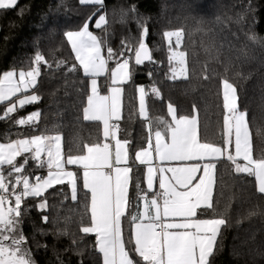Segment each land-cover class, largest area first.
<instances>
[{"label": "snow or ice", "instance_id": "snow-or-ice-1", "mask_svg": "<svg viewBox=\"0 0 264 264\" xmlns=\"http://www.w3.org/2000/svg\"><path fill=\"white\" fill-rule=\"evenodd\" d=\"M18 2L0 0V10L16 9ZM78 2L81 6H97V10L78 30L63 33L70 46L71 63L55 57L53 62L55 70L66 79L69 74H82L86 90L82 120L102 125V139L77 143L73 154L71 147L65 151L61 132L39 129L40 110L18 115L41 100L42 78L53 70V62L38 48L27 70L12 69L0 75V123L26 126L32 133L0 139V264H37L22 228L23 217L32 207L26 201L38 199L35 207L46 210L49 205L45 193L57 185L69 186L71 201L83 202L88 223L84 224L82 217L79 231L94 236L97 264H213L229 223L218 211L219 201L214 196L221 161L230 162L235 175L254 178L255 191L264 199V152L254 154V134L248 109L242 107L239 85L252 74H244L242 64L236 63L239 57L233 60L224 55L223 45H216L212 28L198 27L197 32L209 37L207 45L201 41L203 51L223 67L221 73L206 62L202 77L219 79L217 108L223 113L219 142L207 138L208 124H201L195 104L192 114H185L167 101L166 115L151 116L148 97L164 100L161 87L152 79L147 87H136L137 115L147 135L146 146L132 155L131 134L120 123L124 118L125 85L132 80L135 66L158 63L146 42V20L133 16L140 30L139 39L135 43L122 40L117 50L108 42L106 14L96 18L105 0ZM24 11L20 8L18 15L23 16ZM246 11H252L251 0ZM128 12L136 13V6L132 5L124 16ZM93 20L94 28L102 35L90 30ZM244 20L245 16L239 14L236 22ZM203 23L202 19L197 21L198 25ZM162 35L168 49L164 78L188 81V51L181 50L185 30H166ZM247 35L253 43L264 46V37L254 32ZM148 76L152 78L153 69L148 70ZM255 136L264 138V128L257 126ZM35 170L45 174L34 175ZM141 174L146 187L142 186ZM256 214L250 211L248 215ZM42 219L48 222L47 215Z\"/></svg>", "mask_w": 264, "mask_h": 264}, {"label": "trees", "instance_id": "trees-1", "mask_svg": "<svg viewBox=\"0 0 264 264\" xmlns=\"http://www.w3.org/2000/svg\"><path fill=\"white\" fill-rule=\"evenodd\" d=\"M252 11H246L248 0H105L104 9L108 21V42L119 49L122 40L135 43L140 30L133 16L146 20L149 34L146 42L153 50L158 62L135 66L132 80L125 85L123 99V119L121 128L126 129L132 140L131 154L146 146L145 126L138 118V85L148 86L152 79L161 87L164 100L156 101L148 97L150 115H166V102L171 101L185 114H192V106L199 110L201 124H208L207 138L219 142L217 135L222 125V110L217 108L219 79L204 80L203 66L207 62L210 68L221 73V64L210 60L201 47L209 43V37L197 32L198 27L212 28L216 45H223L224 55L231 56L238 65L242 64L245 75L252 74L248 80H240L242 107H246L253 131L254 154L264 152V138L255 136L257 126L264 128V46L253 43L247 34L256 33L264 37V0H251ZM136 6V13L124 12ZM24 8L23 16L18 15ZM97 6H81L78 0H19L16 9L0 10V75L15 69L27 70L29 60L35 51H41L53 62L56 59L72 61L70 46L63 33L78 30L84 20ZM239 14L245 20L237 23ZM220 20L217 22L216 18ZM95 19V18H94ZM203 20L201 25L198 20ZM183 28L185 39L183 49L188 51L190 79L188 81H168L164 73L168 70V49L163 39L164 31ZM90 30L102 35L100 30L90 24ZM224 59V56H221ZM153 69L150 79L148 70ZM231 75V73L229 74ZM83 79L69 74L67 79L61 71L53 70L42 78L39 87L41 100L26 106L18 115H26L40 110L39 129L47 127L59 131L64 137L65 151L69 147L76 153L77 143H93L102 139V126L82 120V108L86 105V90ZM103 78H101V81ZM131 116V119L129 117ZM11 129V131H6ZM31 135L26 126L12 127L11 122L0 123V139L7 135L16 139L18 135ZM122 137L124 133L122 132ZM141 173H143V167ZM39 175L43 171H34ZM134 169L133 176L135 177ZM218 185L214 196L219 201L218 211L228 218V226L223 230L222 248L214 258L213 264H264V199L255 191L254 178L245 174L235 175L228 161L218 165ZM142 186L143 175L141 174ZM63 189V192H61ZM65 194L68 199L65 200ZM131 194V190H130ZM48 208L44 211L35 207L38 199H29L26 204L31 211L23 217L24 234L33 252L37 264H97L93 251L94 236H85L79 231L81 218L88 223L83 202L71 201L70 188L57 185L45 193ZM63 201V203H62ZM257 214L249 217V212ZM48 216V222L42 219ZM83 237V239H81ZM76 243H73V241ZM46 246V247H45Z\"/></svg>", "mask_w": 264, "mask_h": 264}, {"label": "crops", "instance_id": "crops-1", "mask_svg": "<svg viewBox=\"0 0 264 264\" xmlns=\"http://www.w3.org/2000/svg\"><path fill=\"white\" fill-rule=\"evenodd\" d=\"M102 126V125H101ZM122 134V132L120 133V135ZM121 137H122V135H121ZM70 168H74V166H69ZM143 167V166H142ZM35 171H40V170H35ZM34 175H37V173H34ZM145 185V187H146V184H144ZM70 188V187H69ZM50 190V189H49ZM214 194H215V190H214Z\"/></svg>", "mask_w": 264, "mask_h": 264}]
</instances>
